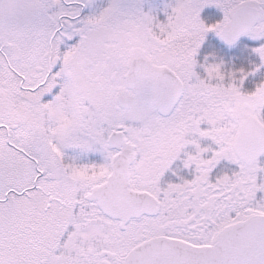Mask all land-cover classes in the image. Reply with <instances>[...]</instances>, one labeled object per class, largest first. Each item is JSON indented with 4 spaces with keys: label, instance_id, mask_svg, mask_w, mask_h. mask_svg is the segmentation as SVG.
Segmentation results:
<instances>
[{
    "label": "snow or ice",
    "instance_id": "1",
    "mask_svg": "<svg viewBox=\"0 0 264 264\" xmlns=\"http://www.w3.org/2000/svg\"><path fill=\"white\" fill-rule=\"evenodd\" d=\"M91 2L0 0V264H264V83L195 70L209 31L264 37V0Z\"/></svg>",
    "mask_w": 264,
    "mask_h": 264
},
{
    "label": "rangeland",
    "instance_id": "2",
    "mask_svg": "<svg viewBox=\"0 0 264 264\" xmlns=\"http://www.w3.org/2000/svg\"><path fill=\"white\" fill-rule=\"evenodd\" d=\"M173 2L174 0H142L141 7L144 11L155 15L159 21L166 22L167 12L170 11L169 5ZM107 3L108 0H92L87 7L83 8L81 14L87 16L98 12ZM223 15V9L216 4L206 5L201 11V19L206 24H213L222 20ZM262 45H264V37L253 38L250 35H246L235 44L229 45L215 31H209L206 33L205 40L198 50L195 70L203 78L207 75L205 66L213 63H221L226 73L236 72L237 76L241 75L240 69H244L248 76L243 82L242 91L245 93L253 92L259 84L264 83V59L254 50ZM227 82L230 81L226 78ZM202 127H207V125L204 124ZM201 143L205 146L211 144L216 147L211 138H201ZM188 148L191 150L192 146H188ZM67 154L69 157L78 156L81 162L102 163L105 159L104 154L99 151L80 155L77 150L68 149ZM260 163L264 165V156L260 159ZM225 165L229 169L237 167L234 163L228 161L221 162L218 167ZM194 174V168L183 167L181 159L176 161L165 173L161 184L166 187L169 182L179 183L181 182V177L191 179ZM261 177L264 178V173H261ZM258 197H264V192L258 193Z\"/></svg>",
    "mask_w": 264,
    "mask_h": 264
},
{
    "label": "water",
    "instance_id": "3",
    "mask_svg": "<svg viewBox=\"0 0 264 264\" xmlns=\"http://www.w3.org/2000/svg\"><path fill=\"white\" fill-rule=\"evenodd\" d=\"M264 154H261V156L259 158H261Z\"/></svg>",
    "mask_w": 264,
    "mask_h": 264
},
{
    "label": "clouds",
    "instance_id": "4",
    "mask_svg": "<svg viewBox=\"0 0 264 264\" xmlns=\"http://www.w3.org/2000/svg\"><path fill=\"white\" fill-rule=\"evenodd\" d=\"M238 115V114H237Z\"/></svg>",
    "mask_w": 264,
    "mask_h": 264
}]
</instances>
